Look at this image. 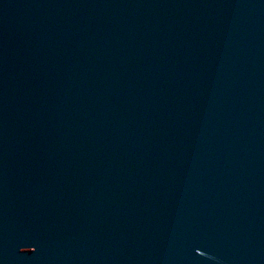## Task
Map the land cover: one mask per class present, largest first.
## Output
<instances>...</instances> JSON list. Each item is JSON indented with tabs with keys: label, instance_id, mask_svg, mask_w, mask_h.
Returning a JSON list of instances; mask_svg holds the SVG:
<instances>
[{
	"label": "water",
	"instance_id": "95a60500",
	"mask_svg": "<svg viewBox=\"0 0 264 264\" xmlns=\"http://www.w3.org/2000/svg\"><path fill=\"white\" fill-rule=\"evenodd\" d=\"M0 264H264V0H0Z\"/></svg>",
	"mask_w": 264,
	"mask_h": 264
}]
</instances>
